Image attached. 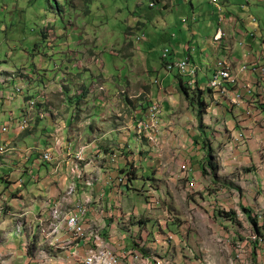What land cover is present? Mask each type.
I'll use <instances>...</instances> for the list:
<instances>
[{
	"label": "crops",
	"instance_id": "crops-1",
	"mask_svg": "<svg viewBox=\"0 0 264 264\" xmlns=\"http://www.w3.org/2000/svg\"><path fill=\"white\" fill-rule=\"evenodd\" d=\"M208 1L209 5H204ZM243 1L239 2L241 7ZM251 1L264 3V0ZM172 2L171 7L165 6L166 3L162 4V7L171 9L173 13L177 9L176 2ZM220 2L222 10L212 0H201L197 4L191 0L192 10L189 13L183 14L181 19L167 17L156 32L159 40L165 42V47L172 49L171 59H183L188 55L192 58V64L199 67L200 90L204 93L201 98L209 105L208 112L203 114V128H200V121L199 125L194 123L198 110L190 105L182 92L183 83L186 84L188 79L164 68L163 50L159 56L153 53L154 43L158 39H148L143 43L148 47L140 50L147 57L139 75L127 77L125 87L116 82L117 92L107 87L105 80L113 76L103 78V70L101 76L92 73L94 80L96 79L92 83H103L104 86L101 87V92L92 97V102L85 99L81 102V97L73 94L79 96L78 103L75 104L72 99L68 106L61 107L62 103L56 102L54 96L57 91L53 90L50 94L45 92V88L37 97L35 108L29 114H24V117H31L30 128L25 131L15 130V125L10 122L11 118L22 115V109L15 117L13 112H8L5 106H2L8 101L14 83L0 85V88L10 86L4 89L11 91L8 97L0 96V113H3L6 119L9 117L8 121L0 124V146L7 145V152L0 157V189L4 188L0 190V217L4 213L5 218L11 221L17 217L23 220L22 223L25 220L21 234L16 231V224L15 227L12 224L10 230L7 223L1 220L0 230L4 241H13L19 246L25 242L32 245V239L35 242L38 237V234L35 236L37 228L51 219L55 208L74 209L76 205L84 204L89 210L87 225L91 224L94 229L104 228L108 246L120 251L144 249L145 241H149L150 237H147L145 232H140L142 229H149L151 221L148 218L151 215L142 214L138 207L132 211L127 210L125 199L129 198L130 194L137 193L136 184L141 180L139 171L145 169L143 164H140L142 168L132 164L133 157L130 153L133 156L137 154L129 147H132V140L135 139L138 140V145L143 144L144 141L136 135V126L154 102L161 103L164 111L161 129L163 133L160 137L163 150L158 155L151 154V143L145 142L143 148L146 149L141 148L143 150L141 152L140 149L139 155L146 160L145 163L158 165L160 173L167 171V175H156V178L150 176L149 180H144L145 184L151 182L152 186L154 179L156 182L165 180L168 184H177L176 189H179V182L187 178L182 167L184 166V170L191 168L189 181L195 180L196 188L203 190V196L210 198L212 202L208 200V204L211 208L218 207L214 199L223 200L222 197L231 196L222 201L225 207L240 210L246 208L251 211L253 217L258 218L260 226H264V222H260L264 220V77L258 72V68L264 66V15L258 16L252 8L246 9L244 6L243 10L238 11L230 0ZM231 4L233 5L230 6ZM220 28H223L229 37L218 47L214 36ZM151 53L156 56L155 60H152L154 58H151ZM222 60L232 63L234 73L239 75L241 83L247 86L241 105L232 106V96L222 98L218 92L207 88L209 84L205 80L212 79L218 62ZM105 64L103 63L101 69ZM131 66L136 68L135 63ZM244 66L251 69L255 67L257 71L242 72ZM35 85L36 83H32L29 89ZM86 87L88 90V86ZM121 94L126 96L121 97ZM99 105L111 106L108 107L110 112H106L105 108L98 110ZM119 105L121 107H118ZM107 113L118 116L112 120L113 125L106 126L108 129L101 133ZM57 118H61L60 122ZM76 121L78 123L74 125ZM6 125L8 130L4 132L3 127ZM242 133L247 136V144L240 142L239 134ZM204 134L202 142L201 137ZM123 138L126 140L121 144ZM242 138L245 137L242 135ZM222 142L226 145L222 155L217 152L218 157L214 156L216 165H219V181L217 175H212L210 170L209 175L203 173L210 161L204 145L209 144L215 151L216 146ZM82 146H86V149L79 157L76 154ZM46 150L52 152V161H43L42 154ZM117 151L121 152L119 159L113 155ZM75 166L76 171L73 170ZM237 172L239 175H234ZM128 175L129 182L126 180ZM122 180L126 181L128 189L126 185L121 187L124 185ZM184 182L187 183V180ZM214 186L220 188L219 196L218 190L211 193L210 188ZM71 188L74 192L69 194ZM188 190L185 186L181 193L185 195ZM123 211L129 217L134 216L131 219V229L136 233L130 239L133 241H129L126 230L119 236L114 232L118 228L117 223L123 222L125 218ZM244 215L248 219L247 214ZM138 216L144 219L140 222L136 220ZM227 222L232 223L233 220ZM171 223L173 224L169 222L166 226L159 227L161 235L154 234L159 244L164 239L162 230L173 232ZM37 242L43 243L40 239ZM162 246L147 245L143 251L147 252L148 248L161 250ZM89 247L91 246L80 247L77 253H68L69 260L62 259V253H49H52V261L60 257L61 261H67L65 264H82L83 255ZM173 251V248L168 249L170 254ZM261 251L264 252V249ZM17 254L20 255L19 263L26 264L29 254L25 255L22 250ZM259 257L264 258V253H260ZM39 260L42 264H51L50 257L45 255ZM128 260L129 263L132 258L129 256ZM14 263L18 262L15 260Z\"/></svg>",
	"mask_w": 264,
	"mask_h": 264
},
{
	"label": "rangeland",
	"instance_id": "rangeland-1",
	"mask_svg": "<svg viewBox=\"0 0 264 264\" xmlns=\"http://www.w3.org/2000/svg\"><path fill=\"white\" fill-rule=\"evenodd\" d=\"M151 1L159 4L151 7ZM160 1L157 3L156 0H0L1 77H4V73L25 74L28 72L33 74L34 72L36 74L35 80L42 89L46 87L45 91L47 93L53 92V90L57 91L54 96L57 99L56 102L62 103L61 107L68 106L71 103L72 97L66 94L68 91H70L69 94L71 95L75 94L82 97L81 102L84 99L87 102H92V97L96 93L101 92L103 90L101 87H104L103 83H92L94 80L92 73L101 76L102 70L103 78L113 76V78L105 80V82L107 87L117 92L116 82L125 87L126 85L124 84H126L127 77H137L141 66L145 63L147 55L142 53L140 49H145L148 46L146 44L143 45V41H138L137 36L146 32L150 39H158L153 53L159 56L165 47V42L162 39L159 40L156 32L163 24V21L167 17L170 19H181L183 14L192 10L191 0ZM172 1L176 2L177 9L173 13L171 9L162 7L164 3H166L165 6L171 7L173 5ZM200 1L194 0L195 4ZM223 1L228 2V0ZM230 1L234 3V5L231 4L230 6L233 5L234 9L238 11L243 10V6H245L246 9L247 7L252 8V11L257 13L258 16L264 15V3H252L251 0H249V3V1L244 0L241 7L240 0ZM204 5H209V1ZM155 55L151 53V58H154L152 60L156 59ZM149 61L152 62L151 60ZM103 63L106 64L101 69ZM132 63L136 64L135 69L131 66ZM205 81L207 84L210 82L207 79ZM84 83L86 85H82ZM86 86H88V90ZM5 87L0 88V96L2 97H8L11 92L6 91ZM65 88L67 92H65ZM122 96L126 95L121 94ZM231 96L230 103L232 106L241 105L242 97L233 94ZM73 101L75 104L78 103V96H74ZM98 102L100 103V99L97 100ZM2 106H5L8 112H13L15 117L18 116L19 110L22 109L21 111L23 112L20 111L22 115L18 117V119H21L24 117L25 112L28 111V99L25 96L15 97L10 94L8 101ZM102 106L99 105L97 107L98 110L105 108L106 112H110L108 107L111 106ZM118 107H121V105ZM63 110L65 112V108ZM197 114L198 116H196L194 123L199 125L200 121V128H203L204 115L201 117L199 111ZM117 116L113 115V113L112 115L107 113L101 133L108 129L109 124L113 125L112 120ZM8 118L7 116L6 119L3 113L2 115L0 113V124L8 121ZM57 119L60 122L61 118ZM77 123L78 121L74 125H77ZM12 124L15 125L13 126L15 130H20L15 119ZM142 131L139 130L136 135L138 139L144 141L143 144L138 145V140L134 138L135 140H132L131 143L132 147L129 148L131 151L135 150L137 154L133 156L130 153L131 157H133L132 164L139 165V167L142 166L140 164H143L145 169L139 171L141 180L139 182L136 181L137 193L130 194L129 198L125 199V208L132 211L138 207L142 214L149 213L151 215L148 218L151 221L149 229L146 231L142 229L140 233L144 234L145 232L146 236L150 237L149 241H145V248L147 245H163L162 249L151 250L148 248L147 252H145L143 251L145 250L144 248L139 250V253H133L132 250H114L107 245V236L104 235V228L94 229L91 224L86 225V233L79 240L82 245L80 247H92L97 244L98 239H102L104 243L100 246L122 257V264H144L146 262L148 264H230L237 248L250 241L257 233L244 215L246 208L240 210L239 208L225 207L222 201L231 196H224L222 197L223 200L214 199L213 201L218 204V207L217 209L211 208L208 204L210 198L203 196V190L196 188L195 180L189 181V176L192 172L191 168L184 170V166L182 170L187 178L179 182V189H176L177 184L171 185L165 180H157L156 182V179H154L152 186L151 182L145 184V181L150 176L156 178V175H167V171L163 174L160 173L158 165L154 164L152 166L149 163H145L146 160L139 155L140 149L147 142L151 143L149 152L158 155L163 150V142L160 138L163 131L159 129L151 132ZM242 135L245 138H242ZM141 136L144 137L140 138ZM239 136L241 137L240 142L247 144V136L244 133L239 134ZM204 138L205 134L201 137L202 142H204ZM125 140L123 138L121 144L125 143ZM225 146L224 142L217 145V150L214 151L215 153L211 158L210 164L213 168H210V172L212 174L215 171L216 174L212 175H217V177L219 165H216L214 156L218 157L217 152L222 155ZM3 147L6 149L7 145L0 146V148ZM143 149H146V147ZM143 149H141V152ZM120 153L117 151L113 155L116 159H119ZM3 155H5V152L0 157ZM207 155L209 156L208 151ZM245 170L247 171L248 169ZM234 175L239 174L237 172ZM126 180L130 181L129 175ZM186 180L187 183L184 182ZM121 183L124 184L121 187L126 185V189L129 188L125 180H122ZM191 183L195 184L194 187L191 186ZM185 186L189 190L183 195L181 192ZM216 186H218L217 183ZM216 186L210 188L211 193L218 190L217 196H219L220 188H216ZM0 188H2L1 182ZM73 192L74 190L72 189L71 193ZM153 205H155V208H153ZM149 209L152 210L150 211ZM73 210L55 208L52 211L51 219L39 225L35 236L38 234L40 241L47 243L49 246L52 243L56 245V239L60 240L62 245H70L66 234L56 237L51 232L61 225L65 216ZM55 212L59 213V220L54 215ZM123 216L125 217L123 222L117 223L118 228L114 232L119 236L123 230H126L125 234L129 241H133L130 239L136 233L131 229V219L134 216L130 215L129 217L125 212ZM142 219H144L142 216L136 218L140 222ZM1 220L7 223V227L10 230L12 229V224L14 227L16 224V231L20 234L24 229L25 220L22 223L23 220L18 217L16 220L11 221L9 218H5L3 213V216L0 217ZM86 220L88 221V215ZM227 220H233V222L230 223ZM169 222H173V224L171 223V231L173 232L167 229L162 230L164 239L159 244L154 234L161 235L159 227L166 226ZM260 222H264V220H260ZM142 236L140 239H142ZM38 237L35 238V242L32 239L34 243L32 245L25 242L22 243V246H19L13 241H4L5 239H2V230H0V264H21L18 260L20 255L17 254L19 250L24 251L25 255L29 254L28 260L25 261L27 262L26 264H42L39 259L44 257L43 250L47 251L48 249L49 252H58L52 249L55 247L50 248L48 245H40L41 243L37 242L39 241ZM257 237V243L252 244V264H264V258L259 257L260 253H264L261 251L264 249V230H261V235H257ZM256 245L258 248L256 249L257 255L255 259L253 250ZM170 248L174 250L172 254L168 252ZM87 255L86 251L83 256L87 257ZM129 256L132 260L128 263ZM48 257H50L51 264H65L64 261L60 260V257L52 261V253H48ZM14 259L18 263H14ZM39 261L40 263H38ZM79 262L82 263L81 260Z\"/></svg>",
	"mask_w": 264,
	"mask_h": 264
},
{
	"label": "clouds",
	"instance_id": "clouds-1",
	"mask_svg": "<svg viewBox=\"0 0 264 264\" xmlns=\"http://www.w3.org/2000/svg\"><path fill=\"white\" fill-rule=\"evenodd\" d=\"M157 1V3L159 2V0H156ZM162 1H164V0H161L160 2H162ZM214 3H216V4H218L219 6H220V8H221V10H222V7H221V2H220V0H212ZM159 4V3H158ZM158 4H155V2L154 1H151V7H155V5H158ZM165 4V3H164ZM245 7V6H244ZM252 22H254L255 23V19L254 18H252ZM220 32H223V33H225L226 34V36L225 37H223L222 39H221V41H217L216 40V38L219 36V34H220ZM229 37V35H228V33L223 29V28H220L218 31H217V33L215 34V36H214V42H215V44H216V46H218V47H221L222 46V44H223V42L225 41V39H227ZM137 40L138 41H143V42H145V34L143 33L142 35H140V36H137ZM167 50H169V52H167ZM167 54V55H166ZM171 55H172V49L169 47V46H167V47H165L164 49H163V53H162V59H163V64H164V68L168 71V72H173V73H176V74H178L179 75V77H183V78H187L188 79V81L186 82V84H184L183 83V86H182V89L184 88V87H189V88H191L192 90H191V93H193V92H195V91H201L200 90V82H199V67H197L196 65H193L192 64V58L190 57V56H186L185 58H183V59H177V60H173V59H171ZM187 62L188 63V65H189V68H190V70H195V72H196V74L194 75V74H192L191 72H183L181 69H179L178 68V66H176V64L178 63V62ZM175 64V67L174 68H172V69H170L169 68V65L170 64ZM223 67H226V68H230V71H231V74L233 75V76H235L236 78H237V83H235V84H233V83H231V82H224V87L229 91V93L228 94H223L221 91H219L218 89H215V88H213L212 87V82L215 80V78L219 75V73H220V71L223 69ZM252 70H254V71H257V69L254 67L253 69H251V67H249V66H244L243 68H242V72H252ZM262 70H264V66L263 67H259L258 68V72L260 73V75L262 76V77H264L263 76V73H262ZM15 72H16V70H14ZM1 73L2 72H0V85L1 86H4L5 84H7V83H14L13 85H12V92H11V94H13L15 97H18V96H25L27 99H28V111H27V114H29L30 113V111L32 110V109H34L35 108V106L37 105V103H38V99H37V97L38 96H40V92H42L46 87H43V89L40 87V85H39V83L38 82H36V74L33 72V74H29L28 72H26L25 74H21V73H18V74H9V73H4V77H1ZM32 83H36V85H35V87L34 88H31V89H29V87L31 86V84ZM209 85H210V87H207L208 89H210L211 91H215V92H218L219 94H220V97H222V98H228V97H230L232 94L233 95H235V96H239V97H242V98H244L245 97V95H246V89H247V86H244L243 85V83H241V81H240V76L239 75H237V74H235L234 73V70H233V65H232V63H230L229 61H226V60H222V61H219L218 62V64H217V69H216V71H215V73H214V76H213V78L210 80V82H209ZM208 85V86H209ZM63 90V89H62ZM65 90V92H67L66 90V88L64 89ZM46 92V91H45ZM123 92H125V91H122V93ZM183 92V91H182ZM69 92H67L66 94H68ZM184 93V92H183ZM204 94V93H203ZM202 94V95H203ZM65 95V94H64ZM185 95V94H184ZM201 95V96H202ZM79 97V96H78ZM186 97V96H185ZM74 98V95H72V99ZM82 98V97H81ZM187 98V97H186ZM202 99V98H201ZM189 101V100H188ZM204 101V100H203ZM190 103V102H189ZM207 104V103H206ZM208 105V104H207ZM155 106H159L160 107V110H161V114H160V125L162 126V115H163V107H162V105H161V103H159V102H154V103H152V105L150 106V108L148 109V111H147V113H146V115H145V117L143 118V119H141L139 122H138V124H137V126H136V131L137 132H139V130H138V127H139V125L142 123V122H144V121H146L147 119H148V116H149V114L151 113V110L155 107ZM193 108H195V109H197L198 110V108H197V106L196 107H193ZM208 108H209V105H208V107H207V110H206V112H208ZM147 110V109H146ZM199 111V110H198ZM205 112V113H206ZM204 113V114H205ZM15 120L18 122V123H20V122H26L27 123V127H26V129L25 130H28L29 128H30V123H31V117H30V115H29V118H28V116H26V117H23V118H21V119H18V118H15ZM13 121H14V118H11L10 119V122L11 123H13ZM160 126V130L162 129V127ZM6 127L8 128V125H6ZM25 130H23V131H25ZM144 136H141L140 138H143ZM85 149H86V146H82L81 148H80V150H78L77 151V156H82L83 154H84V151H85ZM6 150H7V148H6ZM7 152V151H6ZM5 152V153H6ZM46 152H50L51 154H52V152L50 151V150H46V151H44L43 152V154H42V158H43V161L45 160L44 159V154L46 153ZM52 157L54 158V156H53V154H52ZM53 160V159H52ZM51 160V161H52ZM45 161H49V160H45ZM73 170L74 171H76L77 170V168H76V166L73 168ZM73 188H71L70 189V191H69V194H71V190H72ZM80 205H83V204H79V205H76L75 207H74V209L76 208V207H78V206H80ZM84 206H86V207H88L87 205H84ZM247 214V213H246ZM249 214H247V220H248V222L249 223H251L250 222V220H249ZM253 217V216H252ZM255 218H257V217H255ZM257 220H258V218H257ZM252 224V223H251ZM258 224H259V222H258ZM253 226V225H252ZM254 227V226H253ZM256 231V230H255ZM257 233H256V239L255 240H252V239H250V241H248L247 243H248V247H250V250H252V244H256L257 242V240H258V237H257ZM40 245H48L47 243H45V242H43V243H41ZM49 246V245H48ZM96 245H94V246H92V247H89L88 248V250L90 249V248H93V247H95ZM46 247V246H45ZM50 248H51V246H49ZM80 248V247H79ZM79 248H74L73 250H71V251H69V252H64V250H58L57 249V251L59 252V253H62V255H63V257H62V259H64V260H69V257H67V254L68 253H70V252H73V253H77V250L79 249ZM52 249H55V248H52ZM56 250V249H55ZM88 250H87V252H88ZM132 252L133 253H139V251H137V250H132ZM43 253H44V255L46 256V257H48V253H49V251H48V249H47V251H44L43 250ZM84 259H85V257H84ZM84 259H83V263L82 264H85V261H84ZM63 260V261H64ZM65 263L67 262V261H64Z\"/></svg>",
	"mask_w": 264,
	"mask_h": 264
},
{
	"label": "built area",
	"instance_id": "built-area-1",
	"mask_svg": "<svg viewBox=\"0 0 264 264\" xmlns=\"http://www.w3.org/2000/svg\"><path fill=\"white\" fill-rule=\"evenodd\" d=\"M226 34L223 32H220L219 36L216 38L217 41H221L223 37H225ZM169 52V50H167ZM167 55V54H166ZM179 69H181L183 72H191L192 74H196L195 70H190L189 65L187 62H178L176 64ZM175 67V64H170L169 68L172 69ZM263 76H264V70H262ZM224 82H231L233 84L237 83V78L231 74L230 68L223 67V69L220 71L219 75L215 78V80L212 82V87L215 89H218L223 94H228L229 91L224 87ZM160 114L161 110L159 106H155L151 113L148 116V119L144 122H142L138 130H143L142 132H151L152 130H160ZM27 127V123L20 122L18 123V128L23 131ZM8 128L5 126L3 127V131L6 132ZM140 132V133H142ZM7 150L3 147L0 148V155H2ZM44 159L51 161L53 159L52 154L50 152H46L44 154ZM194 183H191V186L194 187ZM88 207L84 205H80L76 207L71 213H68L62 224L57 226L54 230H52V235H55L56 237L62 236L64 234L68 237V242L70 245H62L60 240L56 239L57 242H55L56 245L51 244V247H55L57 250H64V252H69L73 250L74 248H79L80 243L79 240L85 235L87 230V215H88ZM54 215L56 216L57 220H59V213L55 212ZM256 236L252 237V240H255ZM102 243V239H98V242L95 247L90 248L88 250V255L85 257L84 261L85 264H122V257H119L111 250L103 249V246H100ZM82 246V245H81ZM138 258V256H137ZM252 250H250V247H248V243L246 242L243 245H240L237 250L235 251V254L233 258H231L230 264H252ZM148 264V262L144 263Z\"/></svg>",
	"mask_w": 264,
	"mask_h": 264
},
{
	"label": "trees",
	"instance_id": "trees-1",
	"mask_svg": "<svg viewBox=\"0 0 264 264\" xmlns=\"http://www.w3.org/2000/svg\"><path fill=\"white\" fill-rule=\"evenodd\" d=\"M187 20H188V18H187ZM144 34H145V42H146L150 38L148 37L146 32ZM191 90L192 89L189 88V87H184L182 89V91L184 92L185 96L189 100L190 105L192 107H196L197 106V108H198V110L200 112V116L202 117V115L206 112L208 105L206 104L205 101H203V99H201V95L203 94L202 91L198 90V91H195V92L191 93ZM204 148H206L207 151H208V154H209L208 157H209L210 161H209V163L207 165V168L203 170V173H204V175H209L208 169L210 170L211 167L213 168V166L210 164V162H211L212 155H214L215 152H214V149L209 146V144H205ZM212 174H216V172L214 171ZM245 213L249 214L248 217H249L250 222L252 223V225L254 226L255 230L257 231V234L261 235V230H264V226L260 227V224H258L257 218L252 217L251 211H249L248 209H245ZM257 248H258V246L256 245L255 249L253 250V256H254L255 259H256V255H257V252H256Z\"/></svg>",
	"mask_w": 264,
	"mask_h": 264
}]
</instances>
